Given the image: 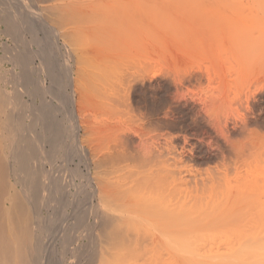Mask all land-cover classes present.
Masks as SVG:
<instances>
[{
  "label": "bare ground",
  "instance_id": "6f19581e",
  "mask_svg": "<svg viewBox=\"0 0 264 264\" xmlns=\"http://www.w3.org/2000/svg\"><path fill=\"white\" fill-rule=\"evenodd\" d=\"M12 1L17 3L13 4ZM146 1L151 3V5L155 3L154 8L159 5V4L156 5L157 0L156 1L150 0L151 2L149 0H17V1L11 0L10 1L11 3L8 2V0H6V2L5 0H0V51L1 49H3L4 51L8 52V54L4 55L3 57L0 56V264H51V263L52 264H211L209 262L210 260L207 259L208 258L207 254H209L212 251H210L209 253L207 252V254L206 253L202 254V252L205 249L203 251L201 250L197 251V249L195 248L196 245L195 236H197L196 231L198 232V229H200L199 228L200 223L198 222L199 223L198 224L196 222L198 221L196 220L198 219L197 216L200 215V213H204L205 215L204 218L207 220L206 218L207 215V217L209 218L207 220L209 221L207 223L208 227L205 224L204 225L205 227L202 226L204 228L201 229V231L202 230L209 231L210 229H212L211 227L215 226L216 221L217 222L219 221L218 223L220 225L221 224L220 222H222L227 217L228 214H232L231 211H233V208L238 210V195L235 196L231 202L229 201V198L225 197L226 193L221 190H215L212 192V189H210L209 195L208 192L206 191H203L201 194H196L194 191V185L198 183L199 180L202 181L204 185L207 183V181H210L213 178H217L219 181H222L224 173L216 172L217 171L216 169H215L216 173L215 172L213 173L214 170L213 169L211 171L212 174L215 175V177H212L213 175L211 176L210 170H209L210 176L203 177L201 174H205V175L208 174L207 169H203L202 172L206 170L205 173H201V171L197 170V168L195 167V163L193 161L194 158L191 157L192 155H189L185 151H181L180 149H178L177 145H175V140H172L173 138L171 139V137L170 138L168 137L171 140V142H169L170 141L169 139H167L169 141L164 139L167 138V136L164 137L162 135L164 138L162 137L163 139L159 140L157 135H159L160 137L161 135L159 134V132L161 133V131L159 132L156 131V133H158L156 136L160 142L157 141V143H154L153 139L156 138V136L155 134H153L154 137H152L151 139L153 141V145L149 146L148 145L149 142L147 143V141H144L146 143L145 145L146 146L148 145V148H146L141 145L142 143H140V145L143 148H145L144 149L145 151H143V148H141L143 152L138 151L140 147L137 145L136 146L139 148L138 150H136L137 152L134 151V153H132L131 151L133 150L131 149L132 147L131 145H130L131 147L127 146L128 148L130 147L129 149L131 150H129L126 146H124V144L126 145L127 143L131 142L133 137L130 136L132 134L135 133L134 135H137L138 133H140V130H141V134H143L144 130L142 133V128L144 127L145 128L150 127L151 129L159 128V127L156 128L157 127L155 125L156 121L154 120L153 121L155 123L154 122H153L154 124L151 123L150 126L148 124L149 120L147 121V123L143 121L141 124L140 122H138L140 125L137 124L135 125V123H137V120L135 119V117L133 118L132 116L133 114L137 116V114L134 112L132 114L131 112L128 113L129 112L128 109H130V107L129 105H127L128 103L131 102L130 99L132 98V97H127L130 96V94L128 95L131 89L130 86L131 87L135 86V88H137L139 87L137 84H140V83H135L136 85H131V83L133 84L134 82L131 80L132 79L131 76H133L136 79V77L139 74H141L144 71L146 72L147 70L145 69L146 68L145 61L147 62V59L145 57H147L146 56L147 53L144 51V49L148 50V48L147 49L145 48V46L148 47L147 46L148 41H146L147 42L146 45L144 44V49H143V42L138 41L139 39L138 40L136 39L140 37L141 33L139 32H141L142 30H143L142 34H144L145 32V34L147 33L146 34L147 36L150 33L147 32L149 25L147 26L148 28L145 27V25L147 24L146 21L150 19L148 17L147 20V16H149L148 15L149 13H146V11L143 10L144 6L147 5ZM199 1L202 3L205 2V4L208 5V6L205 5V7H207V11L205 8V12L207 13L210 12L207 15L211 14L212 21L216 22L215 25L221 23L223 26L221 27L223 29L225 27V31L229 33V34L226 33V35L231 37V38L228 37V39H230L232 43L227 39L228 40L227 42L228 43L230 42V44H228L225 41L226 39L225 36L222 37L223 41H221L220 40L221 35L217 34L220 38L217 35H215L216 38L219 39L220 43L223 42L222 44L224 46H225V42L227 43V45L225 46L227 47L226 49H224V47L222 48L221 46L222 51L224 50L226 51L231 47L232 50H230V52L232 51L233 53V54L231 53L232 55H230V53H228L229 52L228 50L227 53L225 51L220 53V56L223 55L221 57V61L222 58L225 61L226 58L224 56H227V54H229L226 60L231 59L232 57H234L233 55H235V60L236 61L238 60L237 61L238 63L239 61L240 63L242 62L240 65H238L237 62L233 61L232 58L231 59L232 61L229 60L230 62L225 61L222 63L221 67L224 66L225 70L228 71V72L227 71L224 72L225 74L231 73L232 71L231 75L228 74V81L225 80L226 79L225 76L224 77L222 76L221 78L222 71H225L223 68H222L223 70L221 69L220 70L221 72L218 71L216 75L213 76L212 74L213 77L212 79L215 81V83L216 81L221 82L220 85L219 83H216L217 86L222 87L216 89L213 92H211L210 89L209 93L211 94H209L208 97H210L211 95V103L209 101L210 99L207 97L209 101V102L207 101V105L209 104L211 105L209 106L206 105L208 108L204 106V108L206 109L210 108L209 109L210 112L209 110H205L206 111L205 114L209 113L206 118V121L208 120V124H209L208 136L211 138L210 140L212 141V148H215L217 153L218 152L221 154L233 153V155L236 154V157H240V158L243 157V159L244 157L247 158L250 156L249 158L252 157L257 161H261L264 159V61L261 62L258 55L260 56V58L264 55V51L262 50L264 49L263 47L264 31H262L264 30V0H199ZM196 5L198 4H195V7ZM149 8L147 9L150 11L151 8L150 9ZM208 8H210L209 11ZM157 11L158 10H156V12ZM232 11H235V13ZM150 12L152 13V11ZM227 12H230L228 13L229 14L228 16H230L229 19H226V16L224 17L222 16V14L227 15ZM231 12L232 14L237 13L236 14L237 17L236 18L231 17L232 15ZM153 15L155 16L157 15L158 18L155 17V19L160 20L159 18L161 16L159 17L158 16L159 14L155 13ZM197 16L198 18L196 19ZM238 16L241 17L243 16L244 18L245 16H247L248 18L253 16L257 21L256 20L253 21L254 20L253 17L250 18L251 22L247 18L245 19V21L244 19L241 20V17H239L240 20L238 19L239 20L238 21L236 20ZM196 17L195 19L197 21H195V24L196 22L199 23V20H202L199 19V15H196ZM230 18L231 19L234 18L236 22L234 19L233 21H231ZM155 19L152 18L150 20L154 21ZM224 19L227 22H225ZM156 20L154 21V23H156ZM247 20L250 23L249 25L246 22ZM80 21L82 22L84 21V23L87 22L86 24L90 23V25L95 29L100 28L102 30L104 28L107 29L108 27H110L108 28L109 31L114 32V33L111 32L112 35L107 34L110 36V38L109 37L108 38L111 40V42H113L112 43L113 45L111 44L112 46L110 48V51L113 57L120 58L118 59L120 61L116 59L117 62H119V64L116 62V64L113 63L112 65L111 63L114 61H109L108 59H106V55L104 54L105 49L102 48L104 47V45L99 44L103 41L99 42L97 46V48H99L97 51L100 50L101 52V49L102 50L104 49L101 54L99 53V55L103 54L102 55L103 58L100 57V60L102 59L108 60L109 62L105 61L107 62V65L109 63L113 67L115 65L117 66L122 65L121 68L122 70L124 69L125 71L123 73L124 74L126 73L125 75L123 74L124 77L121 76L122 73L121 75H119L122 80L119 79V76H117V78L119 79L118 80L116 78V75L117 73H120L122 71H119V68L115 66L114 69L116 70L118 69L119 72L116 71V73H113L115 76H113V74L111 75V77L113 76L112 78L113 81H112V79L109 77H110V73L113 71L108 68L111 65L110 66L108 65L107 67L106 63H104L103 60L100 63L102 65L104 63L105 65L103 66L100 65L99 62H96L98 63V66L95 63L96 66L102 70H98V68L96 70L95 68L96 71L94 70L91 74L92 76L96 75L95 77L98 78L103 77L104 79L99 78L100 80L99 79L97 80L98 82H101L103 80L105 84L103 83L102 87L106 88L103 90L101 86H99V88L97 86V91L94 90L96 93L92 91V88L90 89L91 85L93 87L92 84L93 82L91 83L90 81L95 80L94 81L95 85L96 84L101 85L102 82L98 83L96 78L92 77L93 78L92 79L91 76H89V72L86 70L87 66L85 64V63L89 64V62H86V60L91 59L93 56L94 59L92 58V60H94L93 62H95L96 54L93 53V56L90 57L89 53H87V50L85 51L84 49L86 53L83 54L85 55L88 54L86 56H88L89 58V59L88 58L85 59L84 56L82 57L80 55L82 53L79 49L86 47V49L88 48L90 50V53L96 51L91 50L95 48V47L92 48V42H88L87 40H85L84 43V39L82 38L85 33L83 31L82 25L83 27H85L86 25H84V23L82 22L78 23ZM212 21H211L212 25L211 26L209 25V27H211V29L214 31L216 27H213L215 25H213L214 23ZM230 21L234 23H231ZM243 21L247 23V27H246V23L244 24ZM72 23L73 25L76 24L75 25L76 27L80 25L81 29L79 28V26L78 28L73 27ZM225 23L228 25H225ZM260 24L262 27L260 26ZM88 25L85 28H89L90 26ZM198 25L199 24H197V27L200 26ZM229 25H231V27H229ZM256 25H258V27L260 26V28H263L259 30V33L258 31H256L257 29ZM133 26H135V29L133 28ZM227 26L228 28H226ZM252 26L256 27V29H254ZM114 27H116L117 31L113 30L115 29ZM221 27L219 28V30L221 29ZM145 28H147L146 31H144ZM251 28L254 29L253 31H256L254 32L255 35L256 33L259 34L258 35L259 39H257L256 40L257 42H255L256 44L253 43L254 40L252 41V39L257 38V35L256 37H254V34H252L253 35L252 37L251 33H253V31ZM90 29L92 28L90 27L89 31L87 32H91ZM223 29L221 30L222 32H224ZM26 31L31 32L29 33V35L31 34L30 37H27L28 33ZM106 31L109 33L108 30ZM92 32L94 33V30ZM104 32L102 33L99 32L100 34L97 33L100 37H97L98 35L94 33L95 35L94 39L96 40L104 39L106 36ZM3 35L8 36L12 40V43L14 45H10L6 41H4L5 43L2 42ZM150 35L151 34H149V36ZM222 35H225V33ZM142 37H140V40L142 39ZM48 38H51L48 40L49 42L52 41L56 45H58V43H62L63 52L65 50L67 54L65 55L67 57L69 56V58H67L68 62L66 59H65L66 63H64V61L62 60L63 61L62 65L64 66L63 70L61 69L63 66H61V68L59 69L64 71L63 78L65 77L67 82V83L64 82L66 83L65 86L67 87L69 86V88H71V90L69 89L71 92L69 93L67 91L69 94L66 93L68 95L67 97H65L63 101H65L68 98L69 100L67 103L68 104L71 103L72 105L71 119L73 118L74 121L71 122L74 124L73 129H74V133L76 134L74 136L76 137L79 134V131L84 130L85 133L84 135H87V132L90 131L89 133L94 132L92 133L93 137L90 134L89 137L88 135L85 137L90 138L91 136L93 139L90 138V140H94V137H96V139L97 138L99 139V140L97 139L98 143L100 142V140L101 142H103L101 143L102 145L100 144L102 147H99V144H97L96 141H93L96 142V147H95L94 146L95 143L92 146L89 145L90 140L88 138H85L83 135L81 136L79 135L80 137L79 136L77 137L80 138V141L84 142L86 140V143L89 141L88 142L89 144H86V146H90V148L85 147L84 146L85 143L84 144L80 143L79 148L77 147L80 150L79 152L81 154V158L79 159L80 156L77 155L79 157L76 158H78L79 160L77 162L75 161L73 174L70 172L69 175L71 177L70 179H68L69 173L64 174L63 166L65 167V165H61L63 169L61 167L59 168L60 165L56 166V157H57L56 153L58 151L55 153V150L57 149V146L60 147L64 144L62 148L64 146L67 147V144H65L66 142L63 143L61 141L62 139L60 138L64 132L62 133L58 129L59 124L62 123L63 121L61 118L57 119V116L55 117L54 115H51V114L56 115L57 114L56 111L58 109H54L55 107L52 106L53 104H50L52 108L46 106L49 109V111H47L48 109H43V108L39 110L37 109L39 108L38 106H36L37 108H35L34 103L36 104L37 100L38 102H40L39 100H41L42 96H40L41 98L39 97L40 99L36 100L37 94L32 95V91H30L31 86L33 85L39 86L40 90H42L43 88H46L47 86H51L52 84L55 85L56 84L55 82H57L58 85V82L62 81V80L60 81V77L58 75L60 74L59 72L61 70L58 69L59 70L58 72L56 69V64L58 62L56 58L57 55L55 53L54 54L52 53L53 55H56L55 57L52 55L54 57L53 58L51 56V53L49 54V52H51L53 48H56L57 50L58 48L55 47L56 45L54 43L53 44L55 46H53L52 42L49 43L48 41H46V44L48 43L51 44L53 48L47 49V47H49L50 45L48 46L46 45L45 48V43H44L45 41L43 40ZM84 38L86 39V36H84ZM260 38L263 40H261ZM144 39L147 40V38ZM13 41L16 43H14ZM41 43H44V47H42L43 45ZM86 43L88 45L91 43L90 44L91 48H89L90 45L88 46ZM258 43L259 44L261 43L260 46H258L259 45ZM231 44L232 46L228 48V45ZM251 45H253L254 48L251 47ZM255 45H257L258 47L257 46L255 47ZM221 48L219 47L220 50ZM56 49L54 52H56ZM254 49H256V53L255 51H253ZM134 51L136 53L139 52L138 53L139 56L138 54H135ZM77 52L79 53L76 54ZM141 54H145V55H141ZM251 55H253V59L254 57H257L258 60L256 61L254 60L255 62L250 61V59L252 60ZM96 57L98 58L99 56ZM140 57L141 59H143V61L140 59ZM135 58L136 60H134ZM53 59H56L55 60L56 63L55 62L53 63L54 61ZM98 59H96V61ZM131 59H133V61L136 64L133 61H131ZM144 59L146 60L144 61ZM244 59H246L245 62L246 64H248L247 65L248 68L246 67V64H244L245 63ZM36 60H38V64H39L36 67V73L38 74L37 76L38 78L36 77V80L33 81L30 78V75L32 73L29 75L28 70L30 69L28 68H31V70H33L34 68L31 67V63ZM138 60L143 64H141ZM248 60L249 63L251 62L250 63L251 65L247 63ZM89 61L91 62V60ZM6 63H10L12 66L5 69L4 65ZM58 63L60 67L61 63L60 62ZM83 64H85V66ZM139 64H141V66ZM227 64L228 65L231 64L228 66L231 67L228 68ZM34 65L35 64L33 63V67ZM131 65L133 66L131 67ZM235 65L237 67L239 66V68H237ZM105 66L108 69H106ZM251 66H253V69ZM138 67L139 69H136ZM140 67H142V69L145 70L144 71L141 70ZM132 68L136 69L135 72H134L135 69H133L134 73L138 72L137 76L136 75L134 76V73H131L132 70L129 71V69ZM228 69H230V72ZM103 70L106 71H104L103 73ZM210 70L212 71V69ZM210 70L208 69V71ZM107 71L109 74L108 73L106 74ZM245 71L247 72L250 71V73H247ZM99 72H101L102 75L104 74V76L105 75L106 76L105 77L101 76ZM129 72L133 75H131ZM145 72L142 74H147ZM213 72L215 71L213 70ZM252 72L253 74H251ZM257 72L259 74H257ZM33 74L35 75V73ZM217 75H219L220 80L219 79L215 80L218 78ZM249 75L250 76L254 75V77H250ZM142 76L144 77L142 78ZM248 76L252 78V80H250L252 82V84L250 83L251 85L248 82L249 81ZM145 78H146L145 75L138 76V80L142 82L141 83L142 85H143V79L145 81ZM223 78H224L223 80L224 82H222ZM48 79L49 82L52 81L51 85L46 84V82L49 84V82L47 81ZM115 79H117L118 81H116ZM114 80L116 83L114 82ZM138 80L136 79L135 82H137ZM108 81L109 83L112 84L114 82L115 85L114 84H113L114 86L110 85ZM121 81L122 82L124 81L125 84H123ZM61 83H59L60 85L56 86L57 89L59 87L60 89L62 88L61 86L63 85H61ZM106 83H108L110 86ZM223 83H225L224 84L225 86H223ZM242 83H244V85L247 84L249 87L243 86ZM116 84L119 86V88L118 86H116ZM119 84L121 86L128 85L126 86L128 88L125 87L124 90V88L122 89V87H120ZM53 85L51 88H49L50 90L48 88L45 89L48 90L46 91V93L48 92L50 94L52 93L51 91L52 88L53 90L56 89V88L54 89ZM105 85L107 87H105ZM149 85L151 84H148V86ZM141 86L139 88H141ZM143 86L145 88L146 87L148 88V86L145 85ZM67 87L63 86V88L65 89ZM144 87L143 90L145 89ZM243 87L245 88L248 87V89H245ZM111 88H113L114 91ZM98 89H100L99 93H101V95L97 93L99 91ZM126 89H128L129 91H126ZM132 89H131V94H132ZM88 90L91 91L89 93L90 95L98 98H102V100L104 98V100L106 101L109 100L108 94H110V97H113L114 95L117 101L115 99L113 100L114 98L113 97L111 98L112 101L109 100L111 104H106L107 102L110 103L109 101L107 102L105 101L104 104H106V106L111 105L110 107L113 108H115L114 105H116L117 107L115 109L117 111L119 110L117 105L118 103L115 104L114 101L119 102V99L121 98L119 104L122 103L123 107L119 105L120 108L126 107L124 106V104L125 102H128L125 104L127 105V107H129L127 110L120 109L119 111L120 112L122 111L121 113L118 111L120 114H123L121 115L122 117L116 110L114 112V109L109 107V111L110 110L112 111V112L110 111L111 112L110 114V112L106 109L107 107L104 105L102 106V108L101 107L97 108L98 110L95 109L97 111L101 109V111L103 112V113L101 111H99V113L97 112L96 113L97 116L98 114L100 115L104 114L107 117L108 114L107 111H108L110 115L113 114L111 119L114 117V113L116 114L114 117L115 119L118 114L119 115L117 117L119 118L120 116L121 119L125 115L126 117L124 116L125 118L123 119L126 121L127 118V120L130 121L129 122L130 124H128L127 121L126 122L128 124L127 126L130 125L132 129L141 126L143 123L145 124V126L144 127L141 126L140 128H138L139 132L133 131V133L132 134L130 133L129 136L128 133L131 131L129 129L130 127L127 130L126 125H124L126 127L124 129L122 127L123 130H126V132L125 131L124 132L127 133L129 131L127 133V136H125V133L123 134L121 130L119 131H121L122 133L120 132L114 133L115 130L117 131V129H119L118 127L123 126V125L118 126L120 122H122L119 120L120 118L117 119L119 121L117 126L115 124L116 126L115 127L113 126L114 124H111L112 121H110L109 120L110 118L108 117V120L111 123L106 122L107 119L106 120L104 119L106 123L105 122L103 123L104 124L110 123V125L108 124L109 127L106 128L105 126L107 125L104 124H103L104 126H102L101 125L102 122H100L101 120L99 121V119L97 118V121L100 122L99 126H102V128L98 127V129L100 128L101 131L100 130L98 131L96 127H93L94 130L91 127L93 131H91L90 128H88L89 130H87L86 126L87 127L89 126L86 125L88 121H87V116H85L87 115L86 112H83L85 111L84 109L86 108L83 107L84 106L83 103L85 100L84 94ZM101 90L104 91V96L102 93L103 91L101 92ZM119 90L121 91L124 90V91L121 92L122 94H120ZM111 91L113 92V94H111L112 93ZM125 91L128 93H126ZM54 92L53 93L56 94V91ZM61 92L60 94L62 95ZM92 92L95 93V95L92 94ZM53 93L52 95H50L51 97L54 96ZM123 93L126 94V96L125 95L123 96ZM135 93H136V89H135ZM139 93L136 95H139ZM97 94L100 96H97ZM26 95L27 96L30 95L29 97L31 98H29L30 99L29 101L26 100L27 98L25 99ZM42 95L44 94L42 93ZM56 95H58L57 98L53 97L55 100L56 99L59 100L62 97L60 96L59 98V94ZM92 96H89L91 100L92 98L94 99V97ZM117 96H121V97L118 98ZM107 97L108 99H106ZM126 97L127 99L124 100L125 102L123 103V101L121 100L125 99ZM137 97L134 98L136 99ZM98 98L95 99L98 100ZM142 98L143 97H141L142 101H146L147 98L149 97H146V100ZM24 100L28 102V104ZM45 100L44 103H42L43 101L42 99V101L40 102L42 104L39 105L44 106L45 104H49L45 102ZM132 100L134 99L132 98ZM136 100L138 101L139 98H137ZM99 101L98 103L95 102V100L90 101L91 103L92 102L94 103L89 104L88 107L90 106L91 107L86 109V111L89 109L91 110L92 105H95V103L96 106L97 105L100 106ZM60 102H62V100ZM60 102H58V104ZM155 102L152 101V105ZM144 103H142L143 105L142 104L141 105L144 106ZM62 104H64V102ZM132 104L134 103H131L130 105ZM141 105L140 106L138 105L136 107H139L141 109ZM96 106L93 107L96 108ZM131 107L133 108L135 107V105ZM136 107L135 110L137 109ZM94 108L92 109L94 110ZM146 108L145 111H147ZM148 108L150 109V105ZM53 109L56 110L55 113L50 112V110ZM69 109H71V107ZM149 109L148 111H152L154 107L151 110ZM45 110L47 112H50L49 114L52 117L56 118L55 121L47 119V116L49 114H46L47 112H44ZM104 110L107 111L105 112ZM132 110H134V108ZM60 111H58L59 114L61 113ZM123 111L124 112L126 111L128 113L127 114L128 116L126 115V112L124 114ZM141 112L144 113V110L140 112L137 111V113H141ZM91 113L95 114V112L93 113L92 110ZM82 114L85 117L82 116ZM129 114L130 116L132 115L131 117L135 120H132V118L130 120ZM50 115L48 118L52 119ZM100 115L99 118L101 119L103 115L101 117ZM140 115L143 116L142 113ZM140 115H138V117ZM148 115L149 114H147L146 117L144 115L143 117L145 118H143L142 116L139 118L140 119L143 118L146 120ZM155 115H157V113H155ZM62 118L64 117L62 116ZM149 118L150 117H148V119ZM56 121H59L60 123L57 124ZM132 121H136V122L134 124L132 123L131 125ZM115 122L117 123V121ZM121 124L124 123L122 122ZM133 125H135V127ZM61 126L60 127L63 128V125ZM72 126L73 125H69L68 127H70L72 130ZM110 126L115 127V129L112 127L113 132L112 131L110 132L112 134L108 133V131L111 130ZM61 128L60 130L62 131L63 129H66V128L63 129ZM103 129H105L104 130L105 132L103 131ZM155 129H153L154 131H152V133L155 132ZM95 130L101 133L98 134V132H96ZM146 132L150 133L151 131L147 130ZM96 133L97 136L95 135ZM105 133H108L106 135L107 136L106 141L108 142V144H112V148L111 147L109 148L110 145L106 143L105 139H103L104 141H102L101 139V137L102 138L106 137L104 136ZM118 133L123 134L126 138L129 136L128 137L129 140L127 141V139H125V141H127L125 142L123 139V143L125 142L123 144L121 142L122 140L120 141L119 138V136L122 135ZM58 134L60 136H57ZM68 134L69 132L67 133V136ZM101 134L104 135L100 136ZM113 134H115L114 137ZM141 134H138V136L143 137V135ZM146 134L144 138H147V136H149L148 134L147 135ZM108 135L111 138H109ZM138 136L136 137L134 136V137L138 138ZM81 137H83V139ZM116 137H118L117 138L118 140H116L115 142L119 143L120 141L119 143L120 146L115 142L111 143L112 142L111 140L113 138L115 140ZM122 138L124 137L122 136ZM139 139H137L136 141V139L133 138L134 142L133 141L132 142L133 143L136 142L139 143V141L143 142L142 140L143 138L139 137ZM70 140L71 139H69L68 141ZM151 140L148 139V141H150L149 144H151ZM164 140H166L165 142L166 144L162 143L164 142ZM80 141L78 140V142ZM172 141H174V143H172ZM60 142H62L63 144L60 145L61 144ZM104 142L106 143L107 148H109L108 150L105 148L106 146L103 148ZM73 143L70 142V145L72 144L71 146H73ZM133 143L131 144L135 145ZM91 144L93 143L91 142ZM113 144H114V148H113ZM115 144L118 145L119 147L116 146ZM121 145L122 147H124L125 150L121 147ZM49 146L50 148H48ZM59 147L57 150L61 148ZM97 147H99L100 149L102 148V150L104 149V152L98 149ZM37 148L39 152L36 151ZM77 148L76 150L73 149L71 153L74 154L73 151L74 150L77 151L78 150ZM67 150H65V152L63 151V154L69 153V151H71L69 150L67 152ZM65 154L64 157L62 154L60 155L58 154L59 155L58 159L61 160L60 159L61 156L63 157V159H65L66 156ZM39 156L40 157L46 156V158L43 159H45V161L48 160V162L45 163L50 164L49 168L44 167L42 165L43 163L40 164L42 161H40V163L38 162L40 160V158L38 159ZM72 160L73 159H71L70 163H73ZM66 161L68 160L66 159L64 162L66 163ZM260 163L264 164V160L263 163L262 162ZM261 166L262 165H260V167ZM79 175L82 178L81 182L85 181L84 184H81L80 181L78 183L76 177L77 176L79 177ZM218 185H221V183L218 182ZM83 186L88 187V192L86 191L87 194L85 193V195H83L85 200L82 197L83 202H81L80 200L82 198L79 199V197L74 196V194H79L80 192H84L83 190L85 189H82ZM64 189L68 193L66 194V197L67 195L71 196V198L74 197L75 199H79L80 202L79 203L77 201L78 202L77 204L76 201L74 202L73 198L72 200L70 199L72 203L69 202L70 200H68V203H70L69 205L70 209L72 207V210L68 211L69 214L65 209V207L68 205V203L66 202L67 199L66 201L65 199L63 200L61 199L65 195V193H63L65 191ZM62 193L64 195L60 196L62 195ZM205 208L207 210L206 212H205ZM204 218L203 217L201 218L203 222H205ZM203 222H201V224H203ZM211 222L214 223L212 224ZM223 223L221 224L222 226ZM209 225L211 226L209 227ZM207 228L210 229L207 230ZM216 228L218 229V227ZM50 230H53L55 233L51 234L53 232L51 231L50 234L51 236H53V239L50 240L49 237L47 239H49L50 240L49 242L52 243V241L57 240V238L59 239L61 238V242H62L60 244L61 248L55 249L50 245H48L49 246L48 248L45 247V239L46 236L48 235L47 233H49ZM210 232L211 231H209L208 233ZM228 242L229 241L227 240V244ZM234 242L232 244H230L229 242L227 246L228 250L231 249L232 250L229 252L227 251L226 255L229 256L230 254V258L228 256L227 258H225L227 260L225 261L226 264H233L235 261H237L238 263V260L240 261V264H264V236L251 237V238L241 237L239 243L237 242L238 246L240 244L239 253L236 252L232 248V246L230 247V245H234L236 247V242L235 243ZM55 243L53 242V244ZM229 247L231 249H229Z\"/></svg>",
  "mask_w": 264,
  "mask_h": 264
},
{
  "label": "rangeland",
  "instance_id": "374dc122",
  "mask_svg": "<svg viewBox=\"0 0 264 264\" xmlns=\"http://www.w3.org/2000/svg\"><path fill=\"white\" fill-rule=\"evenodd\" d=\"M11 0H8V2H10ZM17 1V0H16ZM150 1V0H149ZM153 1H156V0H153ZM159 1V2H158ZM196 1V2H195ZM157 0V4L156 5H158V6H156L155 8H154V4H152L151 5V3H149L148 1H146V4L147 5H145L144 6V11H146V13H149L148 15L149 16H147V20H148V17L150 18V19H155V17L156 18H158L157 17V15L155 16V15H153V14H159L158 16L160 17L159 19L160 20H156V23H157V21H158V23L156 24V23H154V21H151L150 19V21L148 20V21H146V25H145V27H147L148 25V27L150 28H148V31L147 32H150L149 34H151L150 36H149V34H148V36L145 34V32H144V34H142V31L141 32H139V33H141V35H140V37H142V39L140 40V37H138V38H136L138 41H142L143 42V49H144V44L146 45V41H148V47H146L145 46V48L147 49L148 48V50H145L144 49V51L147 53V57H145L146 59H147V62L145 61L146 59H144V61H145V65H146V68L145 67H143V68H145V69H147L146 70V72L142 69V67H140L141 68V70H143L145 73H147V74H142V73H144V72H140L139 70V72L141 73V74H137L138 72H136V73H134L135 71H136V69H139V67L138 68H132V69H129V71L130 70H132L131 71V73H134V76L136 75H138V76H141V75H145L146 76V78H145V81H144V79H143V85H145V86H148V84H151V85H149L148 86V88L146 89L141 83V81L140 80H138V76L136 77V79L138 80L137 82H135V78L133 77V76H131V75H133V74H131L130 72V76L132 77V81H134L133 82V84L131 83V82H129V83H131V85H136L135 83H140V84H137L139 87L142 85L145 89L143 90V87L141 86V88H139V87H137V88H135V86H130V88L132 89V94H131V89H130V93H128V92H126V91H129L128 89H126V93H128V95L130 94V96H127V97H132L134 100H132V98L130 99L131 100V102L130 103H128V102H125L124 100H126L127 99V97L125 98V99H123V100H121V101H123V103L125 102V104L126 103H128L127 105H129V107H130V109L132 110L133 108H134V110H130V109H128L129 107H127V105H125L124 104V106H126V107H124V108H122L123 106H122V103H120L119 104V102H120V97L121 96H117L118 98H120L119 99V102H115L114 101V103L115 104H117L118 105V109L120 110V109H123V110H129V112L128 113H130L131 112V114L134 112V113H136L137 114V116L135 115V114H133V118L135 117V119L137 120V123H135L136 121H132L131 122V125H132V123L134 124L135 123V125L137 124V125H140L143 121L145 122V123H147V121H148V124H149V126H150V124L151 123H153L154 121H156V128H161V129H155V128H150V127H148V128H145L144 126H145V124L143 125H141V126H143L144 128H142V133H143V130H144V133L143 134H141V130H140V133H138V134H141V135H143V137L142 136H138V134L137 135H134V134H132L133 133V131L134 132H139V130H138V128H140L141 126H139V127H135V125H133L134 127H135V129L133 128H131L130 127V125L129 126H127L128 124H130L129 122V120H127V118H126V121L128 122V124H127V122L123 119V118H125L124 116H123V118L121 119V115H123V114H120L115 108L117 107L116 105H114L115 106V108H113V107H110L109 105H107L106 106V104H111V102L109 101V100H111L112 101V99L111 98H113V100L116 98L114 95H113V97H110V94H108L109 95V100H107V101H109L110 103H108L106 100H104V98H103V100H102V98H98V97H95V96H92V95H90L89 93L91 92V91H86L85 92V94H84V97H85V100H84V103H83V107L85 108L84 110L85 111H83V109H82V111L83 112H86V114L87 115H85L83 112V114L85 115V116H87V123H86V125H88L89 127H87L86 126V128H87V130H89L88 128H90L91 129V127H92V129L94 130V128L93 127H96V129H98V127H101L102 128V126H104V125H107V126H105L106 128L107 127H109V125H110V121H112V123L111 124H114L113 126H115V124H116V126L118 125V121L120 120V121H122L124 124H121L122 122H120V124L118 125V126H120V125H123V126H120V127H118L119 129H117V131L115 130L114 131V133L115 132H120V133H122L123 132V134L126 132V130H123L124 128H126L127 127V130H128V128L131 130L129 133H128V135L131 133L132 135L130 136V137H133L134 139H136V141H137V139H139V137L140 138H143L142 140H143V142L142 141H139V143H133L134 141H133V138H132V140H131V138H130V140H131V142L130 143H127L126 145L124 144L125 142H127L129 139H128V137L126 138L125 136H127V133H125V136L123 135V134H120V133H118V134H120V135H122L124 138H122V136H119V138H120V141L123 143V139H124V141H125V139H127V141H125L123 144H124V146H130L131 147V149H133V150H131V149H129L128 147V149L129 150H131L132 151V153H134V151H136V150H138V148L140 147V149L141 148H143L142 146H144V147H146V148H148V145L149 146H151V145H153V141L151 140L152 139V137H154V135L153 134H155V136L158 134V133H156V131H161V133L159 132V134L161 135L160 137H161V139H160V137H159V135H157L158 136V138H159V140H162L164 137H166L167 136V138H164V139H169L170 137H171V139L172 140H175V145H177V147H178V149H180L181 151H185L187 154H189V155H192L191 157L192 158H194L193 159V161H194V163H195V167L197 168V170H199V171H201V173H205V171L206 170H204V172H202L203 171V169H207V172H208V174H201L203 177L204 176H210L209 175V170L211 171V170H213V173L215 172V169L217 170L216 172H221V173H224V175H223V180L222 181H219L217 178H213V179H211L210 181H207V183L204 185V183H202V181H198V183H196L195 185H194V191H195V193L196 194H201L203 191H206V192H208V195H209V193H210V189H212V192L213 191H215V190H221V191H224L225 193H226V198H229V201H231L232 202V200H233V198L235 197V196H237L238 195V210L237 209H235V208H233V211H231L232 212V214H228L227 215V217L223 220L224 221V223H223V221L222 222H220L221 224L223 223V226L220 224L219 225V221L217 222H215V226H213V227H215V228H213V227H211L212 229H210V228H207V230H209V231H211L210 233H208L209 231H206V230H202L201 231V229H203L205 226V224L207 225V223L209 222V221H207L209 218L207 217V215H206V218H207V220L204 218L205 217V215H204V213H200V215H198L197 216V218L198 219H196V220H198V221H196L197 223L199 222L200 223V225H199V228L200 229H198V232L196 231V235L197 236H195V242H196V245H195V248L197 249V251L198 250H201V251H203L204 249V251L202 252V254L203 253H206L207 254V252L209 253L210 251H212V252H210L209 254H207L208 255V258L207 259H209L208 261L211 263V264H226V262L225 261H227L225 258H227V256L228 255H226L227 254V251L229 252V251H231L232 249L230 248L231 246H232V248L236 251V252H240V244H239V246H238V244H237V242L239 243V241H240V238L242 237V238H251V237H262V236H264V164H261L260 162H262L263 163V160H261V161H257L256 159H253L252 157L251 158H249V157H244V159H243V157H236V154L235 155H233V153H225V154H221V153H217V151L215 150V148H212V141L210 140L211 138L208 136V134H209V124H208V120L206 121V118H207V116H208V114L206 115L205 114V110H209V109H206V108H204V106H206L207 105V101H208V98L210 99L209 101H210V103H211V95H210V97H208V95L209 94H211V93H209L210 92V89H211V92H213V91H215L216 89H218V88H222V87H218L217 86V84L216 83H219V85L221 84V82L219 81V82H217L216 81V83H215V81L212 79L213 77H212V74H213V76L214 75H216L217 73H218V71L219 72H221L220 70L223 68L224 70H225V68H224V66L223 67H221V65H222V63L223 62H225V61H229V60H231L232 58H233V61H236L235 60V55H233L234 57H230L231 59H229V60H226L227 58H228V56H229V54H227V56H224L225 58V61L223 60V58H222V61H221V57L223 56V55H221L220 56V53H222V52H224L225 50L224 49H226L227 47H225L226 45H227V41L229 40V41H231L230 39H228V35H226V33H227V31H225V27H224V29L222 28L223 26H222V24L220 23H218L217 25L219 26H217V25H215L216 24V22H214V21H212V16H211V14L210 15H207V14H209V13H207V12H205V8H206V11H207V7H205V5H207V4H205V2H200L199 0ZM198 1V2H197ZM5 2H6V0H5ZM13 2V4L14 3H17V2H14V1H12ZM151 2V1H150ZM11 3V2H10ZM198 4V5H196V7H195V4ZM151 6H150V5ZM151 8H149V7ZM198 6V7H197ZM208 6V5H207ZM159 9H158V8ZM147 8H149L150 9V11H152V13L147 9ZM157 8V9H156ZM153 9V10H152ZM158 10L157 12H156V10ZM210 10V8H208V11ZM161 12V13H160ZM199 14H198V13ZM232 12H234L235 13V11H232ZM232 12H231V14H232ZM145 13V14H146ZM213 13V12H212ZM228 13H230V12H227V15H225V14H222V16L224 17V16H226V19H229V17L230 16H228L229 14ZM232 14V15H234V16H232L231 15V17H237L236 16V14ZM147 15V14H146ZM154 17H153V16ZM196 15H199V19H202V20H199V23H197L196 22V24H195V21H197L196 19L198 18V16L196 17ZM253 15V14H252ZM255 15V14H254ZM151 16V17H150ZM248 16H249V14H248ZM251 16V15H250ZM256 16V15H255ZM195 17H196V19H195ZM207 17V18H206ZM228 17V18H227ZM239 17H241V16H238V18L236 19V20H240V18ZM253 17V16H252ZM252 17H250V18H252ZM257 17V16H256ZM248 19L250 22H251V20H250V18H248L247 16H245V18L242 16L241 17V20H243L244 19V21H245V19ZM219 19H220V17H219ZM231 19V18H230ZM234 19V18H233ZM233 19H231V21H233ZM253 21H255L256 19H255V17H253ZM259 19V18H258ZM225 20V19H224ZM235 20V19H234ZM236 20H235V22H236ZM238 20V21H239ZM246 21L247 23H248V25L250 24L249 23V21ZM211 21L214 23L213 25H215V26H213V27H216V29L213 31L212 29H211V27H209V25L211 26L212 24H211ZM220 21V20H219ZM223 21V20H222ZM230 21V22H231ZM243 21V23L245 24L246 22H244ZM257 21V20H256ZM82 21H80V22H78V23H81ZM152 22H153V24H152ZM224 22V21H223ZM225 22H227L226 20H225ZM78 23H77V25H78ZM82 23H84V21L82 22ZM87 23V22H86ZM86 23H84V25H86L85 27H87V25L88 26H90L93 30H94V33L95 34H100V33H102V32H104V34L106 35L105 36V38L104 39H102V40H96V39H94V37H95V35H94V33L92 32L93 30L92 29H90V31L91 32H87V31H89V28H85V27H83V25H82V28H83V31H84V36H86V39L84 38V36H83V38L82 39H84V43H85V40H87L88 42H92V48L93 47H95V48H93V49H91L92 51H96V52H91L90 53V50L87 48L86 49V47L84 48H82V49H79L80 51H81V53L83 54V53H86L85 51L87 50V53H89V56L90 57H92L93 56V53H95L94 55H95V58L96 59H98V60H100V57H102L103 58V54L102 55H99V53L101 54L102 52H103V50L105 49V51H104V54L106 55V59H108L109 61H114V62H112L111 64L113 65V63L114 64H116V62H117V60L118 59H120V58H115V57H113V55H112V53H111V51H110V48H111V46L113 45L112 43L113 42H111V40L109 39L110 38V36L109 35H112L111 34V32H113V31H109V29L108 28H110V27H108L107 29H95V28H93L91 25H90V23H88V24H86ZM231 23H234V22H231ZM247 23H246V27H247ZM258 23H260V22H258ZM197 24H199L198 26L199 27H197ZM72 25H73V23H72ZM71 25V26H72ZM76 24H74L73 25V27H75V28H78V26H79V28L81 29V26L80 25H78L77 27L75 26ZM225 25H228V24H226L225 23ZM259 25V24H258ZM258 25H256V27H257V29H256V27H253L254 29H256V31H258V33H259V30L260 29H263V28H260V26H261V24H260V26L258 27ZM71 26H69V27H71ZM222 26V27H221ZM251 26V25H250ZM255 26V25H254ZM221 27V29L219 30V28ZM229 27H231V25H229ZM245 27V28H246ZM249 27V26H248ZM262 27V26H261ZM25 28V27H24ZM115 29H113V30H115V31H117L116 30V27H114ZM133 28L135 29V26H133ZM147 28H145L144 29V31H146L147 30ZM226 28H228V26L226 27ZM253 28H251L252 29V31L254 30ZM133 29V30H134ZM214 29V28H213ZM224 30V32H222L221 30ZM27 30V29H26ZM78 30V29H77ZM86 30V31H85ZM99 30V31H98ZM104 30V31H103ZM106 30H108L109 31V33L106 31ZM150 30V31H149ZM210 30V31H209ZM212 30V31H211ZM216 30H218V31H216ZM97 31V32H96ZM136 31V30H135ZM256 31H253V33H251V35L252 34H254V32H256ZM262 31H264V30H262ZM27 32V31H26ZM100 32V33H99ZM210 32H212V33H210ZM217 32V33H216ZM251 32V31H250ZM28 33V35H27V37H30L31 36V34L29 35V33H31V32H27ZM91 33V34H90ZM114 33V32H113ZM224 34L225 33V35H222V34ZM97 34V35H98ZM107 34H109V35H107ZM152 34H153V36H152ZM217 34H219V35H221L220 37H221V41H223V39H222V37H224L225 36V41L227 42H225V46L222 44V43H220V41H219V39L218 38H216V36L215 35H217ZM227 34H229V33H227ZM26 35V34H25ZM40 35V34H39ZM42 35V34H41ZM93 35V36H92ZM256 35H257V38H253L252 39V41L254 40V44H256L255 42H257L256 40L257 39H259V37H258V35L259 34H257L256 33ZM256 35L254 34V37H256ZM263 35V34H262ZM4 36V37H3ZM2 36V42H4V41H6L7 43H9L10 45H14L13 43H12V40L8 37V36H6V35H3ZM144 36H146V37H144ZM218 36V35H217ZM97 37H100L99 35L97 36ZM109 37V38H108ZM219 37V36H218ZM219 37V38H220ZM252 37H253V35H252ZM261 37V36H260ZM263 37H264V35H263ZM88 38V39H87ZM144 38H147V40H145ZM229 38H231V37H229ZM49 39H51V38H48V39H45V40H43V41H45L44 43H45V48H46V45L48 46V45H50L49 47H47V49H52L53 48V46H55L56 44L54 43V42H52V41H50V42H52V44H53V46L51 45V44H49L50 42L48 41ZM228 39V40H227ZM261 39V38H260ZM261 40H263V39H261ZM260 40V41H261ZM42 41V42H43ZM46 41H48L47 43L48 44H46ZM101 41H103V42H101ZM106 41V42H105ZM218 41H219V43H218ZM11 42V43H10ZM14 42V41H13ZM99 42H101V43H99ZM5 43V42H4ZM14 43H16V42H14ZM44 43H41L43 46L42 47H44ZM83 43V44H84ZM98 43L100 44V45H104V47H102V48H104L103 50L101 49V52H100V50L99 51H97L99 48H97V46H98ZM231 43H232V41H231ZM83 44H82V46H83ZM87 44V43H86ZM91 44V43H90ZM89 44V45H90ZM112 44V45H111ZM222 44V45H221ZM228 44H230V42L228 43ZM252 44V43H251ZM259 44V43H258ZM261 44V43H260ZM260 44L258 45V46H260ZM85 45V44H84ZM88 45V44H87ZM86 45V46H87ZM88 45V46H89ZM220 45V46H219ZM264 45V44H263ZM52 46V47H51ZM60 46V47H59ZM81 46V45H80ZM221 46H222V48L224 47V51H222V48H221ZM230 46H232V44L231 45H228V48L230 47ZM257 45H255V47H256ZM257 46V47H258ZM262 46V45H261ZM34 47H35V45H34ZM37 47V46H36ZM55 47H57L58 48V50L56 49V48H53L52 50H53V52H52V50H51V52H49V54L51 53V56L55 53L56 55H53L54 57L56 56V58H57V60H58V62H60L61 64H60V67H59V63L57 62V64H56V69H57V71L59 72V70H63V68H64V66L62 65V62L64 61V63H66V61H65V59L67 60V62H68V59L67 58H69V56L67 57L66 55V52H65V50H64V52H63V47H62V43H58V45H56ZM219 47L221 48V50L219 49ZM251 47H253L254 48V46L253 45H251ZM264 47V46H263ZM262 47V48H263ZM89 48H91V45H90V47ZM55 49H56V52H54L55 51ZM65 49V48H64ZM84 49H85V51H84ZM95 49V50H94ZM88 50H89V52H88ZM221 52H220V51ZM229 52L228 53H230V55H232L233 53H232V51L230 52V50H232L231 49V47H230V49H227ZM227 50L225 51L226 53H227ZM263 51H264V49H262ZM50 51V50H49ZM79 51V52H80ZM84 51V52H83ZM136 51V50H135ZM134 51V52H135ZM148 51V52H147ZM253 51H255V53H256V49H254ZM260 51V50H259ZM262 51V52H263ZM79 52H77L76 54H78ZM145 52H143V53H145ZM250 52H251V50H250ZM261 52V51H260ZM53 53V54H52ZM59 53V54H58ZM139 52H135V54H138ZM225 53V54H226ZM232 53V54H231ZM0 56L1 57H3L4 55H6V54H8V52H6V51H4L3 49H1V51H0ZM66 54V55H65ZM80 54L82 57L84 56V58L86 59V58H88V56H86V55H88V54ZM224 54V53H223ZM258 54H260V53H258ZM257 54V55H258ZM262 54V53H261ZM104 55V56H105ZM141 55H145V54H141ZM250 55V54H249ZM255 55V54H254ZM256 55V56H257ZM52 56V57H53ZM65 56V57H64ZM96 56H99L98 58L96 57ZM137 56V55H136ZM138 56H139V54H138ZM264 56V55H263ZM263 56L260 58V56L258 55V57H259V59L261 60V62L262 61H264V59H263ZM53 57V58H54ZM246 57V56H245ZM247 57H248V55H247ZM250 57V56H249ZM62 58V59H61ZM64 58V59H63ZM83 58V59H84ZM93 59H94V56L92 57ZM92 58L91 59H89V60H91V62L89 61V60H86V62H89V64L88 63H85L86 64V66H87V71L89 72V76H91V78L93 77V78H96V80L97 79H99L98 77H95V76H92V72L95 70V68H96V70H97V68H98V70H102V69H99V67H97L98 66V63H96V62H99V64L101 63V61L103 60H100V61H96V59H95V62H93L94 60H92ZM105 58V57H104ZM136 58H138V57H136ZM136 58L134 59V60H136ZM251 58H252V60L250 59V61H253V62H255L256 60H258V58L257 57H254V59H253V55H251ZM256 58V59H255ZM84 59V60H85ZM103 60L104 61V63H106V65H107V62H109L108 60ZM117 59V60H116ZM140 59H141V57H140ZM139 59V60H140ZM237 59V58H236ZM249 59V58H248ZM263 59V60H262ZM54 61H53V63L55 62L56 63V59H53ZM63 60V61H62ZM83 60V61H84ZM138 60V61H139ZM142 61H143V59H141ZM239 60H242V59H239ZM255 60V61H254ZM105 61H107V62H105ZM118 61H120V60H118ZM131 61H133V59H131ZM232 61V60H231ZM238 61V60H237ZM236 61V62H237ZM246 61V59H244V62ZM36 62V63H35ZM134 62V61H133ZM140 62V61H139ZM230 62V61H229ZM252 62V63H253ZM260 62V61H259ZM33 63L35 64L34 65V67H33ZM97 64V66H96V64ZM103 63V65H105ZM118 64H119V62H117ZM135 63V62H134ZM138 63V62H137ZM141 63V62H140ZM242 63V62H241ZM240 63V61H239V63L237 62V64L238 65H240L241 64ZM247 63H249V60H248V62ZM251 63V62H250ZM249 63V64H250ZM85 64H83L84 66H85ZM111 64H109L108 63V65L110 66ZM132 64V63H131ZM136 64V63H135ZM141 64H143V63H141ZM141 64H139L140 66H141ZM234 64H235V62H234ZM236 64V65H237ZM244 64H246V62L244 63ZM39 64H38V60H36V61H33L32 63H31V67L32 68H34L33 70H31V68H28V69H30V70H28V73H29V75H30V78L34 81V80H36V77L38 76V74L36 73V67L38 66ZM55 65V64H54ZM100 65H102V64H100ZM99 65V66H100ZM102 65V66H103ZM108 65H107V67H108ZM110 66V67H108L109 69H111L113 72H111L110 70V77L109 78H113V76H115L113 73H116V71L117 72H119V71H122V72H120V73H117V75H116V78H117V76H119V75H121V73H122V77H124V75L126 74H124L123 72H125L124 71V69L122 70V68H121V66L120 65H115L117 68H119V71H118V69L116 70V69H114L115 68V66L113 67V66ZM134 65V64H133ZM133 65H131V67L133 66ZM139 65H137V66H139ZM144 65V66H145ZM224 65V64H223ZM229 65H231V64H229ZM228 64H227V67L229 66ZM235 65V66H236ZM248 64H246V67L248 68V66H247ZM251 65V64H250ZM5 67V69H7V68H9V67H11L12 65L10 64V63H6L5 65H4ZM61 66H63L62 68H61ZM95 66V67H94ZM136 66V67H137ZM226 66V65H225ZM233 66V65H232ZM234 66V67H235ZM245 66V65H244ZM106 67V66H105ZM104 67V68H105ZM106 67V69H108ZM124 67V66H123ZM130 67V66H129ZM135 67V66H134ZM219 67H221V68H219ZM227 67H226V69H227ZM231 67V66H230ZM230 67H228V68H230ZM237 67V66H236ZM246 67H245V70H246ZM250 67V66H249ZM252 67V69H253V66H251ZM59 68H61V69H59ZM120 68H121V70H120ZM125 68V67H124ZM206 70H205V69ZM210 70V69H212V71L210 70V71H208V69ZM237 68H239V66L237 67ZM4 69V70H5ZM59 69V70H58ZM114 69V70H113ZM126 69V68H125ZM133 69H135L134 70V72H133ZM222 69V70H223ZM251 69V68H250ZM61 70V71H62ZM95 70V71H96ZM127 70V69H126ZM213 70L215 71V72H213ZM229 70V72H230V69H228ZM59 72L60 74H58L59 75V77H60V81L62 82H58V85H60L59 83H61V85H63L64 87H67V86H65L66 85V79H65V77L63 78V76H64V71H62V72ZM104 71H106V70H103V73H104ZM204 73H203V72ZM207 71H208V73H207ZM227 70H225V71H222V74L221 73H219V74H221V78H222V76L224 77H226V81H228V74L229 75H231L232 74V71H231V73H224V72H226ZM235 71V70H234ZM98 72V71H97ZM97 72H96V74H97ZM128 72V71H127ZM210 72V73H209ZM212 72V73H211ZM228 72V71H227ZM245 72H247V71H245ZM33 73H35V75L33 74ZM100 74H101V76H104V74L102 75V73L101 72H99ZM108 73V71L106 72V74ZM128 73V74H129ZM234 73V72H233ZM247 73H250V71L249 72H247ZM37 74V75H36ZM91 74V75H90ZM94 74H95V72H94ZM93 74V75H94ZM100 74H99V76H100ZM109 74V73H108ZM113 74V76L111 77V75ZM124 74V75H123ZM202 74H204V75H202ZM224 74V75H223ZM244 74H246V73H244ZM251 74H253V72L251 73ZM257 74H259L258 72H257ZM256 74V75H257ZM210 75V76H209ZM227 75V76H226ZM62 76V77H61ZM97 76H98V74H97ZM106 76V75H105ZM104 76V77H105ZM108 76V75H107ZM197 76H201L200 78L199 77H197V79H196V77ZM204 76V77H203ZM250 76V75H249ZM248 76V79H249V84L251 83L252 84V82L250 81V80H252V78H250V77H254V75H252V76H250L249 77ZM130 77V78H131ZM144 76H142V78H143ZM205 79H203V78ZM217 79H215V80H218L219 79V75H217ZM33 78H35V79H33ZM38 78V77H37ZM92 78V79H93ZM108 78V79H109ZM202 78V79H201ZM100 79H104L103 77H101ZM99 79V80H100ZM118 79V78H117ZM117 79H115L116 81H118L119 79H121L120 78V76H119V79L117 80ZM134 79V80H133ZM140 79H141V77H140ZM199 79V80H198ZM211 79V80H210ZM231 79V78H230ZM64 80V81H63ZM107 80V79H106ZM115 80H114V82H115ZM122 80V79H121ZM198 80V81H197ZM213 80V81H212ZM220 80V79H219ZM224 80V78L222 79V82H224L223 81ZM48 82H49V79L47 80ZM59 81V80H58ZM95 80H91L90 82L93 84V87H92V85H91V87H90V89L92 88V91H94V90H96L97 91V86H98V88H99V86H101L102 87V84L104 83L105 84V82H103V80L101 81V82H98V80H97V82L98 83H101V85H95V82H94ZM110 81V80H109ZM109 81H108V83H109ZM112 81H113V79H112ZM111 81V82H112ZM230 81V80H229ZM64 82H66V83H64ZM107 82V81H106ZM113 82V84L115 85V83ZM120 82V81H119ZM119 82H117V83H119ZM122 82V81H121ZM146 82V83H145ZM231 82H232V80H231ZM245 82H246V80H245ZM244 82V83H245ZM247 82V83H248ZM56 84L55 85H53L52 84V81H50L49 82V84L46 82V84L47 85H53L54 86V89L56 88V86H58L57 85V82H55ZM64 83V84H63ZM108 83H106V84H108ZM123 84H125L124 83V81L122 82ZM148 83V84H147ZM244 83H242L243 84V86H248L247 84L246 85H244ZM110 85H113L112 83H109ZM108 84V85H109ZM121 84V83H120ZM119 84V85H120ZM147 84V85H146ZM225 83H223V86H225L224 85ZM250 84V85H251ZM52 85L51 86H47L46 88H41L42 90H40V87L39 86H31V89H30V91H32V95L33 94H37V97H36V100L37 99H40L41 97L40 96H42V98H41V100H39L40 102L42 101V99H43V101H42V103H44V100H45V98H46V100H45V102H47V103H49V104H45L44 106L43 105H39V104H42V103H40V102H38V100L36 101V104L34 103V107L35 108H37L36 106H38L39 108H37V109H48L46 106H48L49 108H52V106H54L53 108L54 109H58L57 111L56 110H50V112L51 113H55V111H56V115L55 114H51V115H54L55 117L57 116V119L59 118H61L62 119V123H60L59 121H56V123L57 124H59V126H58V129H59V131L60 132H64L63 133V135L64 134H66V135H61V133H60V135H61V141L63 142V143H65V144H67V147L69 148H67L66 146H64L63 148H62V146L64 145L62 142H60L61 144L60 145H62V146H60L62 149H64V150H62L59 146H57V149H58V147L60 148L59 150H55V153L57 152L59 155L60 154H62L63 155V157H64V154H63V151L65 152V150H67V152L69 151V150H71V151H69V153H66L65 155V159H63V157L61 158L60 157V159L61 160H59L58 159V157H59V155L56 153V155H57V157H56V166H59V168L61 167L62 168V166L61 165H65V167L63 166V168H64V174L66 173V174H68V176L70 175V172L73 174V171H74V164H75V161L77 162L80 158H81V154H80V150L78 149L79 148V146H80V143H85L84 144V146L85 147H89L90 148V146H86V144H89L88 142L86 143V140L83 142V141H80V138H77L79 135L81 136V135H83L84 137L85 136H87L88 135V137H89V134L92 136V133H94V132H92V133H89V132H87V135H84L85 133H84V130L83 131H79V134L75 137L74 135H76L75 133H74V124L71 122V121H74V119L72 120L71 119V117H72V113H71V110H72V105H71V103H67L68 102V98L65 100V101H63L64 99H65V97H67V95L71 92L70 90H71V88H69V86L65 89V88H63V86H61L62 88V90L60 89V87L58 88L59 89V91L62 93V95L60 94V92L58 91V89L56 90H53V88H52V93L54 92V91H56V94H59V98H60V96H62L60 99L62 100V102H60L61 100L59 99H54L55 97L57 98L58 97V95H56V94H54L53 93V95L54 96H50V95H52V93H46V91H48V90H45V89H49V88H51L52 87ZM94 85H95V87H94ZM109 85V86H110ZM113 85V86H114ZM230 85V84H229ZM116 86H118L117 84H116ZM126 86H128V85H123V86H121L120 85V87H122V89L124 88V90H125V87ZM152 86V87H151ZM100 87V88H101ZM105 87H107L106 85H105ZM112 87V86H111ZM150 87V88H149ZM245 87H243V88H245ZM249 87V86H248ZM248 87L247 88H245V89H248ZM93 88H95V89H93ZM103 88V90L104 89H106V88H104V87H102ZM115 88V87H114ZM118 88H119V86H118ZM126 88H128V87H126ZM139 88V89H138ZM65 89V90H64ZM70 89V90H69ZM113 91H114V89L113 88H111ZM116 89V88H115ZM135 89H136V93H135ZM50 90V89H49ZM99 91L97 92L98 94H100L101 95V93H99L100 92V89H98ZM103 90H101V92L103 91ZM108 90V89H107ZM110 90V89H109ZM123 90V91H124ZM147 90V91H146ZM41 91H43V92H41ZM44 91H45V93H44ZM63 91H65V92H63ZM69 93H68V92ZM123 91H121V90H119V92H120V94H122L121 92H123ZM138 91V92H137ZM142 91V92H141ZM38 92V93H37ZM41 92V93H40ZM59 92V93H58ZM95 92V91H94ZM110 92V91H109ZM112 92V91H111ZM124 92V93H125ZM139 92H141V93H139ZM145 92V93H144ZM156 92V93H155ZM42 93L44 94V95H42ZM66 93H68V94H66ZM96 93V92H95ZM95 93H93L92 92V94H94L95 95ZM103 93V96H104V91L102 92ZM123 93V96L125 95L126 96V94H124ZM139 93V95H136V94H138ZM147 93V94H146ZM29 94H31V93H29ZM46 94H47V96H46ZM49 94V95H48ZM65 94H66V96H65ZM97 94V96H100V95H98ZM106 94V95H107ZM111 94H113V92L111 93ZM119 94V95H120ZM144 94H146V95H144ZM31 95V96H32ZM106 95H105V97H106ZM115 95H116V93H115ZM134 95H136V96H134ZM143 95V96H142ZM30 96V95H29ZM29 96H25V99L27 100V101H29L30 99L29 98H31V97H29ZM43 96H44V98H43ZM89 96H92V97H94V99L92 98V100L94 101L95 100V102H97L98 103V101L100 102L99 103V105L100 106H96V103H95V105H92V108H94L93 106H96V108H94V110L91 108V110L93 111V113L95 112V114H92L91 113V110L89 109V110H87L86 111V109H88V108H90V107H88L89 106V104H93L94 102H90V101H92L91 99H90V97ZM103 96H101V97H103ZM137 96H139V97H137ZM149 97V98H147V100H146V97ZM154 96V97H153ZM33 97V96H32ZM40 97V98H39ZM50 97V98H49ZM54 97V98H53ZM134 97H137V98H139V100L137 101ZM141 97H143L142 99H144V97H145V99L144 100H146L147 101V103H146V101H142L141 100ZM208 97V98H207ZM49 98V99H48ZM95 98H98V100H96ZM117 98V99H118ZM124 98V97H123ZM154 98V99H153ZM53 99V100H52ZM89 99V100H88ZM106 99H108V97L106 98ZM149 99V100H148ZM49 100V101H48ZM116 100V99H115ZM129 100V99H128ZM156 102H155V101ZM25 101V100H24ZM103 101V102H102ZM105 101L107 102L106 104H104L105 103ZM117 101V100H116ZM133 101V102H132ZM152 101L153 102H155V103H153V105H152ZM208 101V102H209ZM26 102V101H25ZM52 102V103H51ZM58 102H60L61 103V105H60V103L58 104ZM64 102V104H62ZM70 102V101H69ZM145 102V103H144ZM151 102V103H150ZM27 104H28V102H26ZM37 103H38V105H37ZM113 103V102H112ZM131 103H134V104H132V105H130ZM142 103H144V106H142L143 104ZM150 103V104H149ZM50 104H53L52 106L50 105ZM142 104V105H141ZM146 104V105H145ZM147 104H148V107H149V105H150V109L147 107ZM50 105V106H49ZM65 105V106H64ZM106 106V107H104V108H106L108 111H109V107L110 108H113L114 109V112H115V110L120 114V116H119V118L116 116V119L114 118L115 117V113H114V119L112 118L111 119V117L113 116V114L112 115H110L111 114V112H110V114H109V112L107 111V110H104L105 112L107 111V113L109 114H107V117L104 115V114H98V116L96 115V113L98 112L99 113V111H101V109H99V111H97L98 109L97 108H99V107H101L102 108V106ZM119 105H121L122 107L120 108L119 107ZM135 105V107L136 106H140L141 105V109L139 108V107H136L137 109L135 110V107H131V106H134ZM151 105H152V107H151ZM209 105H211V104H209ZM209 105H207V106H209ZM58 106V107H57ZM63 106V107H62ZM69 106V107H68ZM73 106H74V104H73ZM206 106V107H207ZM44 107H46V108H44ZM57 107V108H56ZM61 107V108H60ZM67 109H66V108ZM71 107V109H69ZM142 107H143V109H142ZM147 107V108H146ZM153 107H154V109H153ZM201 107H203V108H201ZM74 108H75V106H74ZM145 108H146V110L147 111H145ZM200 108V109H199ZM208 108V107H207ZM61 111H60V110ZM69 109V110H68ZM95 109H97V110H95ZM138 109H140V110H138ZM148 109L149 110H151V109H153L152 111H148ZM68 110V111H67ZM103 110V109H102ZM144 110V113L143 112H141L142 114H143V116L145 115V117L147 116V114H149L148 115V117H150V118H153V119H148V117H147V119L145 120V119H143V118H145V117H143L142 115H140L141 113H137V111L138 112H140V111H143ZM200 110V111H199ZM47 111H49V109L47 110ZM46 110L44 111V112H47ZM58 111H60L61 113L59 114V112ZM66 111V112H65ZM136 111V112H135ZM154 111H155V113H157V115H155V113H154ZM50 112H47L46 114H49ZM63 112H64V114H63ZM102 112V111H101ZM126 112V111H125ZM125 112L123 111V113L125 114ZM145 112H146V114H145ZM150 112V113H149ZM153 114H152V113ZM202 112V113H201ZM209 112H210V110H209ZM103 113V112H102ZM127 112H126V115L128 114ZM159 113V114H158ZM198 113V114H197ZM82 114V116H84ZM150 114H152V115H150ZM50 115V114H49ZM49 115L47 116V119H49V120H54L55 121V117H52L51 115V117H52V119H50V118H48L49 117ZM99 115H100V117H101V119L99 118ZM138 115H140L139 117H143L142 119H140L139 117H138ZM153 115H155V116H153ZM206 115V116H205ZM62 116L64 117V118H62ZM84 116V117H85ZM128 116V115H127ZM130 116V114H129V117H130V120H131V117ZM159 116V117H158ZM108 117L110 118L109 120H108ZM138 117V118H137ZM158 117V118H157ZM54 118V119H53ZM67 118V119H66ZM97 118L99 119V121L100 122H102L101 123V125L102 126H99L100 125V122L99 121H97ZM102 118H103V120H102ZM132 118V120H135V119H133ZM161 118V119H160ZM201 118V119H200ZM70 121H69V120ZM107 119V121L106 122H110V123H107V124H104L103 122H105V120ZM117 119H119V120H117ZM198 119V120H197ZM204 119V120H203ZM151 120H152V122H151ZM154 120V121H153ZM160 120H162V121H160ZM53 121V122H54ZM65 121H68V122H65ZM93 121H95V122H93ZM115 121H117V123L114 122ZM125 121V122H124ZM160 121V122H159ZM206 121V122H205ZM52 122V123H53ZM71 122V123H70ZM91 123V126H90V123ZM94 124H93V123ZM105 122V123H106ZM138 122H140V124L138 123ZM150 122V123H149ZM55 123V124H56ZM155 123V122H154ZM153 123V124H154ZM66 124V125H65ZM68 124V125H67ZM104 124V125H103ZM109 124V125H108ZM148 124H147V126H148ZM152 124V125H153ZM61 125H63V128H66V129H63V128H61L62 126ZM64 125H65V127H64ZM69 125H73L72 126V130H71V126L70 127H68ZM94 125V126H93ZM124 125H126V127L124 126ZM151 125V126H152ZM155 125H154V127H155ZM61 126V127H60ZM112 126V127H113ZM115 126V127H116ZM146 126V127H147ZM39 127V126H38ZM61 129H63V131L62 130H60V128ZM112 127L110 126V129L111 130H109L108 131V133L109 134H112V133H110L111 131H112ZM115 127H113L114 129H115ZM122 127H123V129H122ZM153 127V126H152ZM70 128V129H69ZM105 128V129H106ZM121 128V129H120ZM91 129V131H93ZM105 129H103V131L105 130ZM153 129H155V132H153L152 133V131H154ZM66 130H67V132H66ZM69 130V131H68ZM71 130V131H70ZM101 131V129L99 128L98 129V131ZM119 130H121V131H119ZM147 130H150L151 132L150 133H147L146 131ZM96 131V130H95ZM98 131H96V132H98ZM125 131V132H124ZM66 132V133H65ZM69 132V134H68V136H67V133ZM73 132V133H72ZM105 132V131H104ZM104 132H102V133H104ZM106 132H107V130H106ZM113 132V131H112ZM149 135V136H147V138H144L145 137V134L146 133ZM149 132V131H148ZM41 133V132H40ZM101 133V132H100ZM99 132H98V134H100ZM108 133H105V135L104 134H101L100 136H102V135H104V136H106ZM207 133V134H206ZM117 134V133H116ZM146 134V135H147ZM59 134L57 135V136H60ZM71 135V136H70ZM96 136H97V133L95 134ZM114 135L115 134H113V137H114ZM153 135V136H152ZM164 137H163V136ZM79 136V137H80ZM90 136V138H92ZM136 136H138V138H135ZM151 136V137H150ZM157 136H156V138H154L153 140H154V143H157V141H159L158 140V138H157ZM48 137V136H47ZM67 137V138H66ZM88 137H85V138H88ZM108 137L109 138H111L109 135H108ZM163 137V138H162ZM169 137V138H168ZM57 138H59V137H57ZM66 140H65V139ZM82 139H83V137H81ZM84 138V139H85ZM90 138H88L89 140H90ZM107 138V136L106 137H101V139H102V141H104L103 139H105V141L107 140L106 139ZM108 138V139H109ZM118 137H116V139L114 140V138L111 140L112 142L111 143H114L116 140H118L117 139ZM69 139H71L70 141H68ZM80 141V142H78V140ZM93 139V138H92ZM96 137H94V140H90V144L89 145H94V143H95V147H96V142H97V144H99V147H102L101 145V143H103V142H101V140H100V142L98 143V140L96 139ZM145 139V140H144ZM147 139V140H146ZM148 139H150L151 140V144H149L150 143V141H148ZM155 139H156V141H155ZM65 140V141H64ZM114 140V141H113ZM166 140H164V142H162V143H165L166 142ZM170 140V139H169ZM169 140H167V141H169ZM93 141H96V142H93ZM108 141H110V140H108ZM120 141H119V143H120ZM133 141V142H132ZM144 141H147V143H148V145L146 146L145 144V142ZM70 142L71 143H73V146H71L70 145ZM91 142L93 143V144H91ZM160 142V141H159ZM169 142H171V140L169 141ZM78 143H79V145H78ZM106 143L108 144V142L106 141ZM106 143L104 142V144H103V148L105 147L107 150L111 147L112 148V144H108V145H110L109 146V148H107V145H106ZM110 143V142H109ZM115 143H117V144H119L118 142H115ZM131 143H133V144H135V145H132ZM140 143H142L141 145H140ZM172 143H174V141H172ZM69 144V145H68ZM101 144V145H100ZM166 144V143H165ZM75 145V146H74ZM116 145V144H115ZM139 146V147H137V146ZM93 146V147H94ZM116 146H118V145H116ZM119 146H120V144H119ZM118 146V147H119ZM135 148H137V149H135ZM75 147V148H74ZM78 147V148H77ZM92 147V148H93ZM99 147H97L98 149H100ZM121 147H122V145H121ZM125 147V148H126ZM48 148H50V146L48 147ZM67 148V149H66ZM76 148L78 149L77 151H75L76 150ZM113 148H114V144H113ZM116 148V147H115ZM123 149H124V147H122ZM122 148H120V149H122ZM150 148V147H149ZM73 149H75L73 152H74V154H75V157H74V154L73 153H71L72 152V150ZM135 149V150H134ZM138 150L139 152H141L142 151V149L141 150ZM145 148H143V151H145L144 150ZM49 150V149H48ZM54 150V149H53ZM62 152H61V151ZM101 151H103L104 152V149L102 150V148L100 149ZM106 150V151H107ZM125 150V149H124ZM127 150V149H126ZM36 151H38L39 152V150H38V148H37V150ZM128 151V150H127ZM142 151V152H143ZM47 152V151H46ZM79 152V153H78ZM130 152V151H129ZM137 152V151H136ZM135 152V153H136ZM78 153V154H77ZM47 154V153H46ZM45 154V155H46ZM68 154V155H67ZM77 155H79V156H77ZM47 156V155H46ZM46 156L45 157H38V159L40 158V160L38 161L39 163H40V161H42L40 164H42L44 167H46V168H49L50 166V164H47V163H45V162H48V160H46L45 161V159H43V158H46ZM73 156V157H72ZM69 157V158H68ZM76 157H79V159L78 158H76ZM239 158V159H238ZM246 158V159H245ZM68 160V161H66V163L64 162L65 160ZM71 159H73L72 161H73V163H70V161H71ZM60 162V163H59ZM127 162H129V161H127ZM126 162V163H127ZM61 163H63V164H61ZM68 163V164H67ZM123 164V163H122ZM262 165L261 167H262V169H261V167H260V165ZM68 165V166H67ZM258 166H259V168H258ZM62 168V169H63ZM66 168V169H65ZM83 169H84V167H83ZM199 171H198V173H199ZM215 172V173H216ZM211 176L213 175L212 174V171H211ZM212 177H215V175H213ZM71 177L69 176V178L68 179H70ZM79 178V179H78ZM76 179H77V181H78V183H79V181H80V183L81 184H84V182L85 181H82L81 182V180H82V178L80 177V175H79V177L77 176L76 177ZM218 182H220L221 183V185H218ZM79 185V184H78ZM81 186V185H80ZM79 188H81V187H79ZM78 188V189H79ZM77 189V190H78ZM82 189H85V190H83L84 192H80L79 190V194H74V196H77V197H79V199H81L82 197H83V195H85V193L87 194V192H88V187H86V186H83V188ZM87 189V190H86ZM65 190V189H64ZM77 191V192H78ZM87 191V192H86ZM63 193H65V195L63 194ZM62 193V195H60V196H63V198H61L62 200L63 199H65V201H66V199H67V203H68V200H72V198H73V200H74V202L76 201V203L78 204V202H79V199H75L74 197H72L71 198V196H68L67 195V197H66V194H68L67 193V191L65 190L64 192ZM84 193V194H83ZM66 197V198H65ZM70 197V198H69ZM69 198V199H68ZM84 198V197H83ZM83 198L80 200L81 202H83L82 200H83ZM71 200L69 201V202H71ZM84 200H85V198H84ZM78 201V202H77ZM73 202V203H74ZM66 203V204H67ZM72 203V202H71ZM80 203V202H79ZM70 203H68V205L65 207V209L67 210V213H68V211H71L72 210V207H71V209H70ZM261 207V208H260ZM261 209V210H260ZM263 210V211H262ZM207 210H206V208H205V212H206ZM69 214V213H68ZM204 218V221L205 222H203L202 220H201V218ZM207 221V222H206ZM210 221H212V220H210ZM201 222H203V224H201ZM198 223V224H199ZM212 223V222H211ZM214 223V222H213ZM212 223V224H213ZM218 224V225H217ZM198 226V225H197ZM202 226H204V227H202ZM211 225H209V227H210ZM207 227H208V225H207ZM216 227H218V229L216 228ZM52 229V228H51ZM216 229V230H215ZM54 230V229H53ZM53 230H50V232L49 233H47L48 235L46 236V239H45V247L46 248H48L49 246L48 245H50V246H52V247H54L55 249L57 248V249H59V248H61V238L59 239V238H57V240H55V241H52V243H50L49 241L51 240V239H53V236H51V234H54L55 232L53 231ZM200 230V231H199ZM51 231H53L52 233H51ZM51 233V234H50ZM50 234V235H49ZM49 237V239H47ZM51 237V238H50ZM58 239H59V242H58ZM232 239V240H231ZM227 240L230 242V244H232L234 241L236 242V247L234 246V245H230V247H229V249H231V250H228L227 248V246H228V244H229V242H228V244H227ZM234 240V241H233ZM48 241V242H47ZM87 241V240H86ZM53 242L55 243V242H57V243H55V244H53ZM234 242V243H235ZM195 244V243H194ZM60 246V247H59ZM238 246V247H237ZM206 249H208V250H206ZM210 249V250H209ZM206 251V252H205ZM212 253V254H211ZM218 253V254H217ZM219 253H220V256H219ZM238 253H236V254H238ZM205 254V255H206ZM215 254V255H214ZM226 255V256H225ZM238 256V255H237ZM219 257V258H218ZM229 258H230V254H229V256H228ZM238 258V257H237ZM240 258V257H239ZM217 260V261H216ZM214 261V262H213ZM216 262V263H215ZM234 262V261H233ZM235 264H240V261L238 260V263H237V261H235L234 262ZM233 263V264H234ZM52 264V263H51Z\"/></svg>",
  "mask_w": 264,
  "mask_h": 264
}]
</instances>
